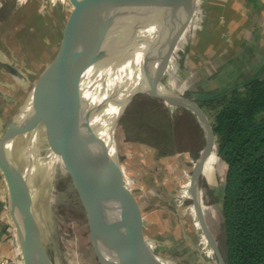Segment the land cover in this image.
I'll return each instance as SVG.
<instances>
[{
  "label": "water",
  "instance_id": "1",
  "mask_svg": "<svg viewBox=\"0 0 264 264\" xmlns=\"http://www.w3.org/2000/svg\"><path fill=\"white\" fill-rule=\"evenodd\" d=\"M129 2L71 0L77 17L70 25L67 37L58 53L41 71L0 137V172L7 186L8 209L24 264L52 262L26 191V174L23 170L16 171L12 150L25 121L50 96L54 107L62 98L65 99L73 116L70 113L61 116H70L74 124L81 125L92 147L105 264H180L153 247L138 214V204L126 185L116 145L115 107L126 93L133 95L142 90L138 88L141 84H146L145 91L167 105L191 110L201 123L205 145L191 171L193 206L217 264H228L207 222L202 200L201 177L215 147L212 122L196 97L169 89L162 82L177 43L193 18L197 0H160L154 16L135 44L127 42L119 55L104 64L116 14ZM71 66H78L80 73L76 93L64 79ZM58 87L61 88V99L56 105L54 93ZM101 130H105L107 138Z\"/></svg>",
  "mask_w": 264,
  "mask_h": 264
},
{
  "label": "rangeland",
  "instance_id": "2",
  "mask_svg": "<svg viewBox=\"0 0 264 264\" xmlns=\"http://www.w3.org/2000/svg\"><path fill=\"white\" fill-rule=\"evenodd\" d=\"M194 32L192 23L180 37L168 70L163 76L162 82L166 87L197 97V92L214 91L240 81L232 83L237 73L244 71L246 58L229 61L227 57L220 56L218 59L219 54L209 53L200 61L199 50L202 45L196 42ZM195 47L198 48L196 56ZM245 77L244 74L241 75L242 79ZM138 88L142 90L133 95L126 93L119 101L115 112V130L126 185L138 204L139 216L145 218L142 224L145 225L146 233L158 253L177 263L217 264L214 252L191 206V178L187 176L205 145V132L201 123L191 110L167 105L162 99L146 92L147 87ZM144 95L153 97V100L144 99ZM54 96L57 105L61 99L60 87L56 89ZM136 100L138 105L135 103L131 106ZM140 100L150 107L162 104L169 111L178 137L177 146L167 155L157 156L154 147L128 141L123 119L118 120V115L131 108L137 110L145 107ZM205 107L210 113L215 104H205ZM40 128L38 141L42 155L47 152V134L53 132L58 135L69 128L58 148L57 157L48 170L43 172L46 179L38 187L34 198L35 213L51 262L105 264L95 195L96 172L87 133L81 125L74 124L70 116L55 119L53 113L41 121ZM22 140L23 137L19 136L14 143ZM221 163L224 162L216 152H212L207 159L208 168L216 167L215 171L217 168L221 170L222 173L217 179L223 187L226 168ZM26 168L28 164L23 166V171ZM201 188L208 224L218 238L223 230L221 191L212 190L205 182ZM184 208L186 210L183 214Z\"/></svg>",
  "mask_w": 264,
  "mask_h": 264
},
{
  "label": "crops",
  "instance_id": "3",
  "mask_svg": "<svg viewBox=\"0 0 264 264\" xmlns=\"http://www.w3.org/2000/svg\"><path fill=\"white\" fill-rule=\"evenodd\" d=\"M76 13L71 0H0V137L41 71L58 53ZM192 23L194 38L202 45L200 61L209 53L229 61L246 58L244 71L232 83L241 80L242 74L263 72L264 76V0H197L187 29ZM215 168L206 164L201 187L205 182L222 195L217 179L222 172ZM36 193L38 188L33 186L28 194L34 211ZM7 204V186L0 172V260L18 255Z\"/></svg>",
  "mask_w": 264,
  "mask_h": 264
},
{
  "label": "trees",
  "instance_id": "4",
  "mask_svg": "<svg viewBox=\"0 0 264 264\" xmlns=\"http://www.w3.org/2000/svg\"><path fill=\"white\" fill-rule=\"evenodd\" d=\"M196 96L205 111V104H215L206 113L215 133L214 152L226 164L223 230L218 243L228 264H264L263 72L214 91L197 92ZM142 97L153 100L148 95ZM135 103L138 105V100L131 106ZM119 119H123L129 142L150 145L157 156L167 155L177 146L176 126L162 104L128 109L118 115Z\"/></svg>",
  "mask_w": 264,
  "mask_h": 264
},
{
  "label": "bare ground",
  "instance_id": "5",
  "mask_svg": "<svg viewBox=\"0 0 264 264\" xmlns=\"http://www.w3.org/2000/svg\"><path fill=\"white\" fill-rule=\"evenodd\" d=\"M159 1L160 0H130L129 3L124 4L119 9L116 14V23L109 35L104 64L111 61L113 57L119 55L127 42H132L135 44L137 39L141 37L142 33L148 26L150 20L154 16ZM79 74L80 73L78 66H71L67 69L64 76V79L66 80L67 84L70 85L73 93H76L78 89L80 76ZM139 87H147V85L141 84ZM117 106L115 107V110L113 112L114 124ZM52 112L55 119L61 117V115H66L67 113H70L72 115L71 110L69 109L65 99L62 98L59 105L57 107H54L53 98L52 96H50L42 106L36 108V110L25 121L22 128L16 135V138L21 136L23 137V140L20 143H14L13 161L15 164L16 171L23 170V166L28 164V168L24 170L27 178V194H29L33 186L38 188L39 186L43 185L44 180L46 179V174H43V172L45 170H48L47 168H49L51 162L57 157V148L62 139L63 133L60 135H57L53 132L47 134L46 141L48 143V147L46 148L47 152L43 155L41 154V145L38 141L41 130V121L46 117H49V114ZM101 131L102 134H104L107 138L108 136L106 135L105 130ZM56 135L58 137H56ZM116 145L119 146L118 141L116 142ZM187 176L191 178V170L187 172ZM191 206H193V203L191 204ZM185 210L186 209L184 208L183 214ZM194 214L196 215L195 210ZM141 220L143 221L144 218L141 217ZM199 226L201 227L200 222Z\"/></svg>",
  "mask_w": 264,
  "mask_h": 264
},
{
  "label": "built area",
  "instance_id": "6",
  "mask_svg": "<svg viewBox=\"0 0 264 264\" xmlns=\"http://www.w3.org/2000/svg\"><path fill=\"white\" fill-rule=\"evenodd\" d=\"M6 207L8 208V204L6 205ZM11 226H12V229H13L14 239L16 240L17 246H18V255L17 256H12V257H10V256L4 257V258H2L0 260V264H24L23 263V259H22V255H21V252H20V249H19L15 228H14V225L12 223H11Z\"/></svg>",
  "mask_w": 264,
  "mask_h": 264
}]
</instances>
